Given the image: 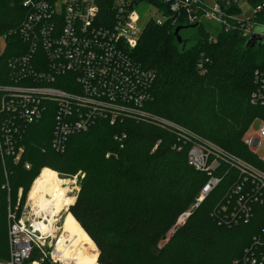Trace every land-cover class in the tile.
<instances>
[{"label": "trees", "instance_id": "obj_1", "mask_svg": "<svg viewBox=\"0 0 264 264\" xmlns=\"http://www.w3.org/2000/svg\"><path fill=\"white\" fill-rule=\"evenodd\" d=\"M24 1L0 0V36L8 41L0 74H8L6 61L23 51L15 46H22ZM209 29L214 32L199 28L198 36L183 39L187 42L183 46L174 27L147 26L133 54L157 77L146 110L260 168L244 136L256 119L264 120V108L251 101L254 73L264 69V43L248 49V41L238 32ZM52 116L46 114L27 126L17 144L24 148L21 162L7 159L4 166L0 159V263L9 259V206L16 207L21 189L24 205L44 169L43 174H51V169L63 177L83 176L64 229L88 253L91 264H247V258L264 252L262 207L256 206L247 225L227 223V213L218 212L231 180L174 231L180 217L193 208L208 177L188 164V149L174 150L177 139L169 130L137 120L116 126L100 122L89 132L70 137L65 153L57 154L50 144L55 128ZM65 194L61 188L67 209L75 200ZM255 239L262 245L258 247ZM37 258L35 251L28 264Z\"/></svg>", "mask_w": 264, "mask_h": 264}, {"label": "built area", "instance_id": "obj_2", "mask_svg": "<svg viewBox=\"0 0 264 264\" xmlns=\"http://www.w3.org/2000/svg\"><path fill=\"white\" fill-rule=\"evenodd\" d=\"M61 1H24L27 12L19 29L22 46H15L23 51L6 61L8 74H0L7 82L0 84V159L4 166L7 159L21 162L24 148H17L18 142L27 126L46 114H53L50 144L57 154L65 153L70 137L89 132L97 123L116 126L126 120L145 121L169 130L177 139L174 150L188 149V164L208 177L193 208L180 217L174 231L228 180L231 184L219 214L227 213L230 224L251 223L256 206L264 209V145L263 154L258 155L264 144V120L259 135L245 142L260 161L259 168L147 111L157 77L137 63L133 54L144 32L136 12L143 2L160 9L161 19L151 21L159 27L214 32L206 29L209 25L225 33L238 32L247 41L256 36L264 43V0H64L59 11ZM6 39L0 36V59L8 48ZM253 77L251 101L264 108V69L256 70ZM7 188L10 194L8 184ZM22 191L16 207L8 209L9 259L3 264H28L35 251L38 258L29 264H66L59 249L67 235L62 227L58 237L55 224L62 212L51 224L45 211L42 214L32 203L23 208ZM255 242L262 245L261 240ZM245 262L264 264V252Z\"/></svg>", "mask_w": 264, "mask_h": 264}, {"label": "rangeland", "instance_id": "obj_3", "mask_svg": "<svg viewBox=\"0 0 264 264\" xmlns=\"http://www.w3.org/2000/svg\"><path fill=\"white\" fill-rule=\"evenodd\" d=\"M64 3V0H62L59 5H58V10L61 11V6L63 5ZM136 12L139 16V27H140V30L144 31L147 26L151 23V21L153 19H161V15H160V9L158 7H156L155 5H151L150 3L148 2H143L141 4H139L137 7H136ZM210 26L209 25H206V29H209ZM199 29V28H198ZM198 29H194V30H187V31H183L182 33L184 34H181L182 38L184 40H186V38H189V36H193V37H196L198 36L197 32H198ZM7 50V49H6ZM5 50V51H6ZM262 122H263V119H256L252 125L250 126V128L247 130L245 136H244V141L247 142L249 141L251 138H254L256 136L259 135V132H260V129L262 127ZM263 145L262 144V147L260 149V151L258 152V155H262L263 154ZM45 170V169H44ZM51 171V169H50ZM57 172H54V171H51V174H56ZM41 174V173H40ZM40 176V175H39ZM38 176V177H39ZM57 176V174H56ZM81 174H77L76 176H72V177H63L61 176L60 174H58L57 178L61 179V180H65L64 182V186L61 188H64L65 189V196L68 197L69 199H74L75 201L72 202V204L66 209V207L64 206V211L59 215V220L56 224V227L58 228L57 229V232H56V235L59 237L61 234H62V227H64V223H65V220H66V217L67 215L70 214V208L75 204L76 202V199H77V195H78V192L80 191V179H81ZM38 177L36 178L38 180ZM83 177V176H82ZM76 181V183H74ZM36 180L33 182L30 190H29V194H28V198H26V201L30 200V202H24V205H23V208L26 204L28 203H32L34 206H37L35 205V203L33 202V200L30 199V195H31V191H32V188L35 184ZM61 188L59 189L60 192H59V197H60V193H61ZM23 192V191H22ZM48 195H44L42 197V200L45 202L46 198H47ZM28 199V200H27ZM61 199V198H60ZM38 208L36 210H40L42 209V214H43V211H45V207L42 206V207H39L37 206ZM67 210V211H66ZM188 213V212H187ZM46 214V213H45ZM186 214V213H185ZM72 215V214H71ZM184 215V214H183ZM182 215V216H183ZM74 218V217H73ZM50 219V218H49ZM56 219V217L54 218V220ZM50 222V221H49ZM77 222V221H76ZM186 222V221H185ZM185 223H182L180 224V227H182ZM66 230V229H64ZM71 233V232H70ZM170 237V236H169ZM94 243V242H93ZM95 245V244H94ZM96 247V245H95ZM83 249V248H82ZM83 252L85 254V256L87 257L88 256V253L83 249ZM95 254H99L98 252V248L96 247L95 249ZM90 257V256H89ZM87 257V258H89ZM5 262H2L0 264H3ZM90 264H91V261H90Z\"/></svg>", "mask_w": 264, "mask_h": 264}, {"label": "bare ground", "instance_id": "obj_4", "mask_svg": "<svg viewBox=\"0 0 264 264\" xmlns=\"http://www.w3.org/2000/svg\"><path fill=\"white\" fill-rule=\"evenodd\" d=\"M44 171L38 180H36L31 191L30 199L33 200L35 205L45 207V213L49 216V221L52 224L55 221V216L64 211V204L59 197V189L65 182L57 178L56 174H43ZM44 195H48L45 202L42 200ZM64 232L67 237L63 241L65 244L59 249L64 253L59 256L60 259L66 264L69 262L72 264H90L89 258L85 256L81 245L73 234L67 230H64Z\"/></svg>", "mask_w": 264, "mask_h": 264}, {"label": "water", "instance_id": "obj_5", "mask_svg": "<svg viewBox=\"0 0 264 264\" xmlns=\"http://www.w3.org/2000/svg\"><path fill=\"white\" fill-rule=\"evenodd\" d=\"M194 27H195V26H192L191 28H194ZM184 29H185L184 27H181V26H180V27H177V28L175 29V32H174L175 37H176L178 43H179V44H182L183 46H185V45L187 44V42L184 41L183 38H182L181 35H180V32H181L182 30H184ZM262 44H263V39L254 36V37H252V39H250V40L248 41V43H247V48H248V49H252V48H254V47L257 46V45H258L259 47H261Z\"/></svg>", "mask_w": 264, "mask_h": 264}, {"label": "flooded vegetation", "instance_id": "obj_6", "mask_svg": "<svg viewBox=\"0 0 264 264\" xmlns=\"http://www.w3.org/2000/svg\"><path fill=\"white\" fill-rule=\"evenodd\" d=\"M183 31H184V30H182V31L180 32V35L183 34V33H182ZM183 36H184V34H183ZM181 37H182V36H181Z\"/></svg>", "mask_w": 264, "mask_h": 264}]
</instances>
